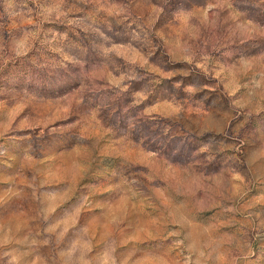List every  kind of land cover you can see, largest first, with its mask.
<instances>
[{"label": "rangeland", "instance_id": "obj_1", "mask_svg": "<svg viewBox=\"0 0 264 264\" xmlns=\"http://www.w3.org/2000/svg\"><path fill=\"white\" fill-rule=\"evenodd\" d=\"M0 264H264V0H0Z\"/></svg>", "mask_w": 264, "mask_h": 264}]
</instances>
